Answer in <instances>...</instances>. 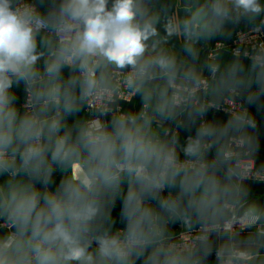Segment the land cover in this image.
I'll list each match as a JSON object with an SVG mask.
<instances>
[{
    "label": "clouds",
    "instance_id": "9594fccd",
    "mask_svg": "<svg viewBox=\"0 0 264 264\" xmlns=\"http://www.w3.org/2000/svg\"><path fill=\"white\" fill-rule=\"evenodd\" d=\"M261 35L264 0H0V264H264Z\"/></svg>",
    "mask_w": 264,
    "mask_h": 264
},
{
    "label": "crops",
    "instance_id": "0c3cea01",
    "mask_svg": "<svg viewBox=\"0 0 264 264\" xmlns=\"http://www.w3.org/2000/svg\"><path fill=\"white\" fill-rule=\"evenodd\" d=\"M205 51H207V49H205ZM17 91L19 92L20 90L17 89ZM212 118H218V119H224V115L220 114V113H216V114H209ZM257 116L259 118V120L261 121V128L264 129V113H257ZM260 158L264 159V138L261 139V154H260ZM260 162V160L258 159V163ZM257 191H259V188L256 189Z\"/></svg>",
    "mask_w": 264,
    "mask_h": 264
},
{
    "label": "built area",
    "instance_id": "2783aa9c",
    "mask_svg": "<svg viewBox=\"0 0 264 264\" xmlns=\"http://www.w3.org/2000/svg\"><path fill=\"white\" fill-rule=\"evenodd\" d=\"M259 39L264 40V35H261V36L259 37ZM233 42H234V43H238V39H237V37H235V36L233 37ZM250 42H251V43H255V42H256L255 38H251V37H250ZM227 52L230 54L231 49H228ZM220 114H223V113H220ZM258 164H259V163H258Z\"/></svg>",
    "mask_w": 264,
    "mask_h": 264
}]
</instances>
